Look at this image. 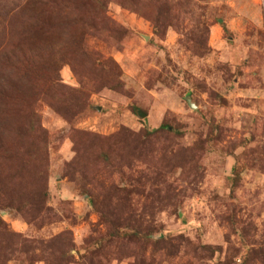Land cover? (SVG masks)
I'll list each match as a JSON object with an SVG mask.
<instances>
[{"label": "rangeland", "instance_id": "obj_1", "mask_svg": "<svg viewBox=\"0 0 264 264\" xmlns=\"http://www.w3.org/2000/svg\"><path fill=\"white\" fill-rule=\"evenodd\" d=\"M127 1L0 0V65L33 49L60 98L0 66V119L46 131L2 138L0 264H264V0Z\"/></svg>", "mask_w": 264, "mask_h": 264}, {"label": "trees", "instance_id": "obj_2", "mask_svg": "<svg viewBox=\"0 0 264 264\" xmlns=\"http://www.w3.org/2000/svg\"><path fill=\"white\" fill-rule=\"evenodd\" d=\"M68 0H28L29 6L34 5H40L44 8L52 7L55 3H63ZM87 3H92L95 6V9L84 11V9H74V12L78 11V15H74L73 17H70V19L65 20L66 25H78V26H84V25H90L91 23L95 24L98 22H101L103 19H105L104 12L107 8V2L108 0H83ZM118 3L122 6H128L131 7V3L127 0H117ZM41 7V8H42ZM82 10V11H81ZM37 20L38 18H31L30 20ZM46 21V18L40 19ZM42 22L45 24V22ZM48 22V21H47ZM59 26H64L60 25ZM72 28V26H69ZM60 33V29H58ZM18 45H22L18 43ZM30 52V56H28V52ZM86 50L83 48V43L71 40L70 43H66L64 46H61L57 52L58 54V60L59 61H65L66 58L70 60L76 61L77 55L79 54H86ZM33 52V49L29 48L27 50H22L21 48L17 47L13 49L10 53H8V56L2 55V57H5V62L2 63L0 66L3 67L4 64L5 68L7 70H11L14 74L22 73L27 75H35L34 81L36 83H33L31 86L32 91H36L34 94L28 95L27 98L29 100L33 101L32 99L36 95H42V98L46 100L49 105L54 107L55 105H58L60 102V98L56 96V87L57 83L55 82L56 79H52L50 76H48V73L50 72V67L47 65L48 63H38L32 59L31 53ZM53 65V71L56 70V63ZM55 67V69H54ZM39 74V75H38ZM46 87V88H44ZM17 91V89H13ZM33 96V97H32ZM28 100V101H29ZM0 112L8 113L10 111L17 110L20 111V109H16L18 104L17 96L11 95V94H4L2 82H0ZM23 101V100H21ZM26 105L21 108L24 109V112H26L25 120L23 121H12L8 119H0V148L2 147V138L7 134H14L18 137H25L30 138V146L31 150L34 151V141L36 139L43 140L44 139V133L46 132L45 129L42 127L40 123V119L36 112L31 108L30 102L25 103ZM55 108V107H54ZM16 112V111H15ZM32 154H34L32 152Z\"/></svg>", "mask_w": 264, "mask_h": 264}]
</instances>
